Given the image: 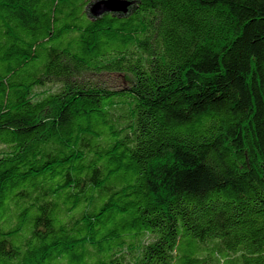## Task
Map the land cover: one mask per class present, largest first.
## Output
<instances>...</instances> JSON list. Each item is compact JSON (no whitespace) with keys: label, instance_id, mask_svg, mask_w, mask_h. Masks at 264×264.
Here are the masks:
<instances>
[{"label":"trees","instance_id":"1","mask_svg":"<svg viewBox=\"0 0 264 264\" xmlns=\"http://www.w3.org/2000/svg\"><path fill=\"white\" fill-rule=\"evenodd\" d=\"M95 1L0 0V264H264V0Z\"/></svg>","mask_w":264,"mask_h":264},{"label":"water","instance_id":"2","mask_svg":"<svg viewBox=\"0 0 264 264\" xmlns=\"http://www.w3.org/2000/svg\"><path fill=\"white\" fill-rule=\"evenodd\" d=\"M136 5L134 0H98L91 3L87 8V15L92 20L99 19L105 15L127 16Z\"/></svg>","mask_w":264,"mask_h":264},{"label":"rangeland","instance_id":"3","mask_svg":"<svg viewBox=\"0 0 264 264\" xmlns=\"http://www.w3.org/2000/svg\"><path fill=\"white\" fill-rule=\"evenodd\" d=\"M87 78L91 79L92 81H97L103 84L105 87L114 90H119L127 84L124 77L121 76L100 75L95 77L88 76Z\"/></svg>","mask_w":264,"mask_h":264}]
</instances>
